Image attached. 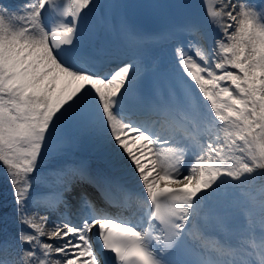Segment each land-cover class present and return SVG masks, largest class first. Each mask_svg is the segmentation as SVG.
Listing matches in <instances>:
<instances>
[{
	"label": "snow or ice",
	"instance_id": "1",
	"mask_svg": "<svg viewBox=\"0 0 264 264\" xmlns=\"http://www.w3.org/2000/svg\"><path fill=\"white\" fill-rule=\"evenodd\" d=\"M104 7L98 0L0 3V163L21 225L0 239V264H264V198L257 205L229 201L226 193L254 173L264 175V5L206 0L208 22L220 32L212 48L203 45L195 20L166 34L187 38L175 48L177 83L195 111L190 119L180 112L182 132L169 136L123 111L141 77L138 62L107 72L97 67L88 18ZM62 126L86 130L128 161L143 192L139 223L102 210L75 223L64 214L49 223V215L34 210L37 169L50 154L58 158L54 175L71 172L101 187L83 165L61 164ZM62 183L57 193L38 194L56 197L49 212L68 206L64 193L73 182ZM80 200L92 207L84 194ZM240 215L246 222L236 226L235 243L212 237L210 245L189 248L194 236ZM93 234L102 240L99 249Z\"/></svg>",
	"mask_w": 264,
	"mask_h": 264
},
{
	"label": "bare ground",
	"instance_id": "2",
	"mask_svg": "<svg viewBox=\"0 0 264 264\" xmlns=\"http://www.w3.org/2000/svg\"><path fill=\"white\" fill-rule=\"evenodd\" d=\"M24 0H5L2 4L7 5L9 7H15ZM235 3L236 0H233ZM250 3L256 5V1L252 2L249 0ZM257 6V5H256ZM210 30H215L216 28L212 25ZM175 62L169 63L170 69L175 71L176 74L182 75L179 71V65L177 62L176 57ZM196 58V57H194ZM141 65V64H140ZM197 95H199L198 89H196ZM169 125V130L171 133H175L177 135L181 134L179 131H175V129ZM159 130L162 136H169L170 131L162 134V131ZM66 130L68 131V135L66 137L61 136V131ZM58 140L62 142L64 146V153L63 159L61 164H71L74 162L78 157L86 158V164L88 169H92L96 172H102L100 167L94 166V158L100 155L102 152L111 151V146L106 144L97 143L95 139L90 138V135L87 131H85L84 135L81 131H77L72 128L61 127L58 132ZM73 143L75 145H73ZM85 151V153H84ZM43 155V153H42ZM57 159L54 158L51 154L44 160H42L40 166L37 169V172L40 174V182L33 184L32 193H36L41 191L43 188L47 187L45 185L44 180H47L49 187L53 189L55 192H59L62 187L63 183L69 180L73 182V190L71 192L64 193L65 200L67 201L68 206L66 207L63 203L61 206L57 207L54 211L49 212V208L51 205L48 201H45L39 205H34V210L40 212L41 215H49V223L51 221L57 220L61 214L66 215L71 222L75 223L78 222L74 220L75 214H78L75 210L79 211V215L82 218H86L90 216L89 213H86L87 208L84 207L81 203L80 196L84 194L87 200L91 203V213L93 210L100 211L102 210L103 213L112 215L114 217H118L120 219H127L133 222H140L142 219L141 211L143 207V199L137 198L135 196H131L130 199H126V196L123 192V187L128 185L135 186L138 183L136 180L133 171L129 167V163L126 159L112 153L111 157H108L106 160L109 165L119 167V171L117 173L111 174L112 184L110 187V192L114 198V206H109L106 202L100 199L97 191H104L106 187L100 182L101 187L98 188L97 185L93 182L89 181H82L77 177H73L71 172H67L64 176L58 177L56 175H51V172H54L57 167ZM88 159V160H87ZM259 172V170H258ZM128 173L129 176L126 179H122L120 176L121 174ZM35 176L36 173H33ZM116 176V177H115ZM116 181V182H115ZM44 182V183H43ZM120 183V189H118V185ZM238 183V182H237ZM113 188V189H112ZM235 190L236 193L233 194L232 191ZM227 199L231 200H245V201H254L257 205L259 201L264 198V175H259L254 173L252 177H249L248 182L244 185H241L238 188H228L226 189ZM127 204L128 209L126 210L123 205ZM78 215V216H79ZM258 220V216H257ZM245 217L234 216L230 217L224 224L223 227H210L206 231L208 232H215L217 234H224L225 232L228 233V236H233V229L236 228L238 224L245 223ZM203 223V221H202ZM21 225L17 223L16 220V204L14 201L13 196V188L12 185L9 183L8 176L6 174L5 167L2 163H0V239H3L6 235H14L18 228ZM260 229L257 226L256 228V236L259 238ZM197 236V235H196Z\"/></svg>",
	"mask_w": 264,
	"mask_h": 264
},
{
	"label": "rangeland",
	"instance_id": "3",
	"mask_svg": "<svg viewBox=\"0 0 264 264\" xmlns=\"http://www.w3.org/2000/svg\"><path fill=\"white\" fill-rule=\"evenodd\" d=\"M252 2H254V0H252ZM86 131V130H85ZM85 131H81V133L84 135ZM97 143H100L96 140ZM103 145V143H101ZM87 208V207H86ZM74 216V215H73ZM76 219V217L74 216V220Z\"/></svg>",
	"mask_w": 264,
	"mask_h": 264
}]
</instances>
